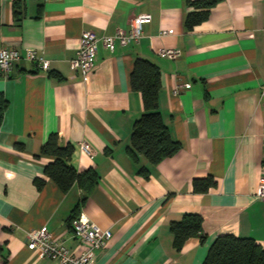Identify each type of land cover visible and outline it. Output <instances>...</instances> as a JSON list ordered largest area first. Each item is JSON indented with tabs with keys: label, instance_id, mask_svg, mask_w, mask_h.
<instances>
[{
	"label": "crops",
	"instance_id": "crops-1",
	"mask_svg": "<svg viewBox=\"0 0 264 264\" xmlns=\"http://www.w3.org/2000/svg\"><path fill=\"white\" fill-rule=\"evenodd\" d=\"M188 10L184 0H0V48H34L50 65L45 72L20 59L0 77V264H59L27 247L42 226L73 255L81 251L69 217L83 190L74 183L64 192L44 174L54 157L41 147L53 133L72 145L77 172L97 174L78 209L112 233L95 264H200L226 233L264 248V201L254 195L264 164V0H220L190 30ZM136 14L150 15L138 42L113 50L99 42L85 80L71 68L83 31H128ZM160 48L178 56L161 57ZM137 57L159 68V111L180 144L154 165L127 152L143 112L129 84ZM83 140L91 155L79 149ZM207 176L215 184L193 191V179ZM185 213L202 217L204 240L190 237L177 250L170 224Z\"/></svg>",
	"mask_w": 264,
	"mask_h": 264
},
{
	"label": "trees",
	"instance_id": "trees-1",
	"mask_svg": "<svg viewBox=\"0 0 264 264\" xmlns=\"http://www.w3.org/2000/svg\"><path fill=\"white\" fill-rule=\"evenodd\" d=\"M184 1L189 10L184 16L183 24L187 30H190L201 23L207 17L210 8L220 0ZM129 84L131 89L140 92L143 112L134 121L127 152L135 162H138L141 155L154 165L172 155L180 147L179 142L170 136L159 111L158 94L161 82L158 66L149 59L135 58ZM72 150V145H62L59 142L57 134H50L43 143L41 152L52 155L54 160L44 167V174L64 192L77 183L83 190L80 201L83 203L87 197L85 191L97 182V174L91 168L77 172L69 163ZM138 172L147 176L148 168L141 166ZM35 182L41 186L44 180L37 178ZM214 184L211 176L194 178L192 188L195 192H205ZM79 204L69 217L70 222L80 214ZM170 231L173 235V246L177 250L181 249L190 237L198 236L204 240L202 217L199 214L185 213L180 220L171 222ZM200 264H264V248L251 237H241L230 233L220 234L212 241Z\"/></svg>",
	"mask_w": 264,
	"mask_h": 264
},
{
	"label": "built area",
	"instance_id": "built-area-1",
	"mask_svg": "<svg viewBox=\"0 0 264 264\" xmlns=\"http://www.w3.org/2000/svg\"><path fill=\"white\" fill-rule=\"evenodd\" d=\"M150 18L149 14H136L129 20V30L118 28L114 34L97 37L92 30H85L81 33L80 44L76 56L71 60L70 66L78 71L83 79H87L94 67V58L97 52L98 43L103 47L113 50L115 45H126L132 41L138 42L144 21ZM170 30H161L162 34H167ZM158 55L165 58L175 59L178 51L172 48H160ZM20 59L34 62L39 69L47 72L50 68L49 61L43 54L38 53L34 48H25L23 52L15 48H0V77L6 78L10 75L15 63ZM190 84H178L176 92L189 88ZM261 105L264 107V84L261 85ZM261 141L264 147V122L262 123ZM79 149L86 155L93 153L89 142L83 140L79 142ZM258 200L264 201V164L261 168L257 186L254 192ZM75 238L79 242L81 251L78 256L73 255L61 243L57 242L46 226L34 229L29 232L27 247L35 250L40 257L56 260L59 264H95L94 257L98 250L103 248L111 238V231L102 228L97 223L90 220L85 214L80 213L71 221Z\"/></svg>",
	"mask_w": 264,
	"mask_h": 264
}]
</instances>
